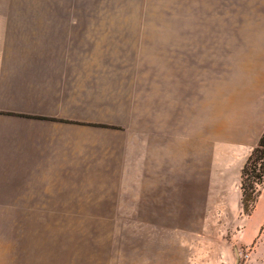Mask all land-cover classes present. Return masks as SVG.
Here are the masks:
<instances>
[{"label":"rangeland","instance_id":"1","mask_svg":"<svg viewBox=\"0 0 264 264\" xmlns=\"http://www.w3.org/2000/svg\"><path fill=\"white\" fill-rule=\"evenodd\" d=\"M4 3L58 8L68 14L53 15L54 21L84 23L102 39L116 41L118 124L221 139L248 133L247 113H256L264 99V0ZM124 188L0 186L1 238L8 243L13 232L29 233L21 245L34 248L57 240L75 264L77 259L109 264L115 256L118 264H264V220L254 232L263 218L264 196L245 229L242 212L236 217L232 211L231 196L215 212L206 236L178 238L147 230L140 221L145 191ZM108 189L118 195L117 214ZM96 193L102 195L93 200ZM131 195L134 205L138 199L135 206ZM189 246L196 254L188 253ZM130 249L136 250L127 254Z\"/></svg>","mask_w":264,"mask_h":264},{"label":"crops","instance_id":"2","mask_svg":"<svg viewBox=\"0 0 264 264\" xmlns=\"http://www.w3.org/2000/svg\"><path fill=\"white\" fill-rule=\"evenodd\" d=\"M56 9L0 0V186H141L140 221L156 236H206L231 196L239 216L241 169L264 131V99L247 113L248 133L221 139L118 124L116 41L84 23L54 21L68 14ZM108 191L117 214L118 195ZM263 196L264 187L243 229ZM13 233L8 243L0 235V264H75L61 242L22 246L29 233Z\"/></svg>","mask_w":264,"mask_h":264},{"label":"trees","instance_id":"3","mask_svg":"<svg viewBox=\"0 0 264 264\" xmlns=\"http://www.w3.org/2000/svg\"><path fill=\"white\" fill-rule=\"evenodd\" d=\"M264 187V131L247 157L240 174L241 212L249 216Z\"/></svg>","mask_w":264,"mask_h":264}]
</instances>
